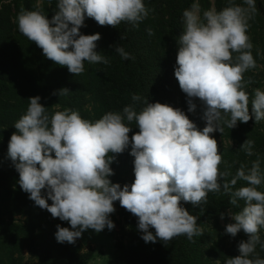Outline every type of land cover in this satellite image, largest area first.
Returning <instances> with one entry per match:
<instances>
[{
	"label": "clouds",
	"instance_id": "1",
	"mask_svg": "<svg viewBox=\"0 0 264 264\" xmlns=\"http://www.w3.org/2000/svg\"><path fill=\"white\" fill-rule=\"evenodd\" d=\"M152 11L144 0H57L51 19L37 4L33 10L21 8L14 22L19 33L42 49L47 59L77 76L84 73L85 62L110 63L95 50L100 34L80 32L86 17L100 26L118 28L124 22L138 27ZM257 11L256 0H227L220 10L203 11L199 0H194L182 13L174 75L187 97L188 111L195 112V101L200 102L201 118L206 122L202 130L180 109L149 103L135 93L122 111L106 112L95 121L71 108L49 113L40 103L41 97L28 99L26 112L14 122L8 157L29 199L70 225H57V242L74 244L86 230L114 229L109 216L115 212L116 201L138 218L145 243L159 240L167 247L180 236L194 242L193 237L204 233L198 217L182 207L181 201L200 208L208 203L209 193H216L228 196L232 206L244 202L237 212L229 209L233 222L226 225L225 232L235 237L243 231L248 237L239 242V254L228 257L224 264H264L256 252L258 245L264 250L260 234L264 191L258 190L264 184V173L259 154L254 152L255 141L245 140L240 149L257 158L250 167L241 163L233 174L210 135L223 134L225 127L232 129L253 118L255 124L264 121V90L256 88L250 95L246 88L251 80L245 79V73L257 67L249 35ZM146 32L154 35L150 27ZM114 48L122 59H135L124 47ZM69 92L64 88L58 94ZM141 101L144 106L137 111ZM133 124L138 131L130 137ZM129 146L135 179L130 186L121 187L109 179L114 175L110 167L114 156L110 154H121ZM238 181L246 186L236 188Z\"/></svg>",
	"mask_w": 264,
	"mask_h": 264
},
{
	"label": "trees",
	"instance_id": "2",
	"mask_svg": "<svg viewBox=\"0 0 264 264\" xmlns=\"http://www.w3.org/2000/svg\"><path fill=\"white\" fill-rule=\"evenodd\" d=\"M194 0H144L150 12L148 18L133 27L122 22L118 28L100 26L91 18L84 21L80 32L84 35L99 33L96 51L107 57L110 63L89 64L85 71L74 76L67 67H61L47 59L42 49L19 33L15 18L21 8L33 10L39 4L49 19L54 15L57 0H0V264H95L101 253L86 250L84 244L75 241L59 243L55 238L57 225L69 227L66 221L53 218L46 209L36 206L19 184V173L8 157V143L16 131L14 122L27 110L30 97H41L40 103L49 113L64 108L78 110L84 119L95 121L109 111L117 112L132 103L131 95L139 94L149 103L160 102L183 111L199 130L206 126L201 118L202 106L197 100L195 112L188 111L187 97L175 78L177 39L183 31L182 13ZM201 10L226 6L227 0H199ZM242 3V0H235ZM257 13L250 21L257 67L245 73L251 80L246 91L264 90V0H256ZM152 28L153 36L146 32ZM121 35L125 36L121 40ZM115 45L124 47L135 59L124 60L115 52ZM259 52V54H257ZM67 88V95L59 96V90ZM56 93V94H54ZM144 106L136 104L137 111ZM132 134L138 131L132 125ZM217 140L224 161L231 165L235 174L241 163L251 166L256 155L247 156L240 149L245 140L255 141L254 152L259 154L261 171L264 173V121L255 124L254 118L247 123L238 122L235 128H224L210 134ZM129 146L121 154H110L114 160L110 167L114 175L109 179L121 187L134 182V157ZM225 165H221V170ZM246 186L238 181L236 188ZM258 190L264 191V184ZM47 197V190H42ZM229 197L209 193L208 203L193 207L181 201V206L198 217L202 236H185L173 239L167 247L157 240L145 243L138 230V218L114 202L116 215L109 218L120 226L116 242L117 256L114 264H224L228 257L239 254L238 244L248 237L243 231L232 237L225 232L232 223L229 209L237 212L239 207L228 203ZM51 204V200L48 201ZM221 213L224 218L221 219ZM118 217V220L116 219ZM154 232V229H150ZM264 241V229L261 230ZM260 258L264 250L256 249Z\"/></svg>",
	"mask_w": 264,
	"mask_h": 264
},
{
	"label": "rangeland",
	"instance_id": "3",
	"mask_svg": "<svg viewBox=\"0 0 264 264\" xmlns=\"http://www.w3.org/2000/svg\"><path fill=\"white\" fill-rule=\"evenodd\" d=\"M213 2V0H211ZM115 207L116 215L117 208ZM118 220V217H116ZM114 229L108 230L105 228L101 232L97 233L92 229L86 230L82 233V236L76 241L84 244L85 249H95L97 253H101L95 264H114L117 256L116 242L119 237L120 226L117 222H114Z\"/></svg>",
	"mask_w": 264,
	"mask_h": 264
}]
</instances>
